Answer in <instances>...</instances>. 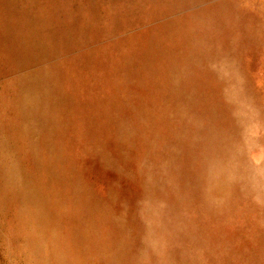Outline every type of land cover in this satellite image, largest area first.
Segmentation results:
<instances>
[{
	"label": "rangeland",
	"instance_id": "1",
	"mask_svg": "<svg viewBox=\"0 0 264 264\" xmlns=\"http://www.w3.org/2000/svg\"><path fill=\"white\" fill-rule=\"evenodd\" d=\"M0 264H264V0H0Z\"/></svg>",
	"mask_w": 264,
	"mask_h": 264
}]
</instances>
